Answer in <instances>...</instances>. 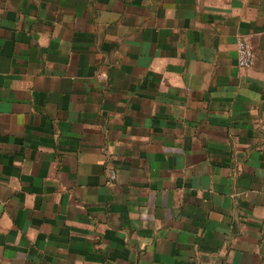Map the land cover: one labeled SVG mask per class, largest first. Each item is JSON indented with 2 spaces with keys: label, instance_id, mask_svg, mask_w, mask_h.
Returning a JSON list of instances; mask_svg holds the SVG:
<instances>
[{
  "label": "crops",
  "instance_id": "0c3cea01",
  "mask_svg": "<svg viewBox=\"0 0 264 264\" xmlns=\"http://www.w3.org/2000/svg\"><path fill=\"white\" fill-rule=\"evenodd\" d=\"M0 264H264V0H0Z\"/></svg>",
  "mask_w": 264,
  "mask_h": 264
},
{
  "label": "built area",
  "instance_id": "2783aa9c",
  "mask_svg": "<svg viewBox=\"0 0 264 264\" xmlns=\"http://www.w3.org/2000/svg\"><path fill=\"white\" fill-rule=\"evenodd\" d=\"M237 58L240 67L249 68L255 64L256 55L251 36H241L237 43Z\"/></svg>",
  "mask_w": 264,
  "mask_h": 264
}]
</instances>
